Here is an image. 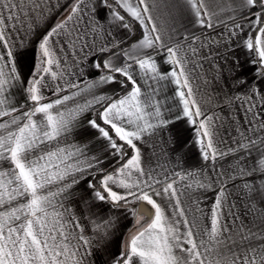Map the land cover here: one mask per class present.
<instances>
[{
    "label": "snow or ice",
    "instance_id": "6c2138e0",
    "mask_svg": "<svg viewBox=\"0 0 264 264\" xmlns=\"http://www.w3.org/2000/svg\"><path fill=\"white\" fill-rule=\"evenodd\" d=\"M182 125L202 168L152 167ZM256 197L264 0H0V264H264V211L237 208Z\"/></svg>",
    "mask_w": 264,
    "mask_h": 264
},
{
    "label": "crops",
    "instance_id": "0c3cea01",
    "mask_svg": "<svg viewBox=\"0 0 264 264\" xmlns=\"http://www.w3.org/2000/svg\"><path fill=\"white\" fill-rule=\"evenodd\" d=\"M134 31H138L137 36H139V26L137 25L135 27ZM97 73L92 71H87L85 74L86 78H93ZM213 75H215L213 71V67L210 61H207L204 63V78L209 81L207 86H202L201 88V103L202 105L208 109L209 111H215L222 117H229L230 113H234V109H229L228 107H224L223 111H221L220 107L217 105H222L223 102V93L220 91V88L222 87V82L217 83L212 80ZM83 79V78H82ZM173 88L174 86H169L168 89L165 90L163 93L164 95L171 98L173 96ZM110 91V90H109ZM226 92L227 89H224ZM168 103L171 105L174 102L169 99ZM229 125L225 123L224 128H228ZM221 135L225 136L227 139V134L224 132V129H221ZM181 138L184 140H187L188 147L184 149V152L181 157H177L175 155V150L169 145L167 134H163L160 137H157L152 144H154V150L151 147H145V156L147 161L150 163L152 167L163 166L169 171H178L181 173H187V172H196L202 168V165L204 162L201 159V154L199 151V146L194 143L195 140V129L194 127L190 125H182L181 127ZM89 139L87 135H84L82 137H79V140L81 142ZM222 147L224 145H221ZM255 155V154H254ZM219 163H223L222 161H218ZM225 167L227 165L225 164ZM256 184H259L262 182L259 175H257L256 178ZM209 199L206 201V204L208 207L211 206L213 194H208ZM232 199V197H230ZM261 197H256L255 199L248 200V199H242L237 200V208L240 213H244L247 209L249 204H252L254 206L255 212H261L264 211V208L260 206ZM251 219V217H249ZM127 226L131 225V219L129 221L125 222ZM112 252L118 251V243L113 244L111 248ZM107 259V257H104ZM96 261V264H101V260L99 255H94L92 257Z\"/></svg>",
    "mask_w": 264,
    "mask_h": 264
},
{
    "label": "trees",
    "instance_id": "16d2710c",
    "mask_svg": "<svg viewBox=\"0 0 264 264\" xmlns=\"http://www.w3.org/2000/svg\"><path fill=\"white\" fill-rule=\"evenodd\" d=\"M136 29V28H135ZM136 32V36H137V34H138V31H135ZM132 39H135V37H133ZM131 42V41H130Z\"/></svg>",
    "mask_w": 264,
    "mask_h": 264
}]
</instances>
